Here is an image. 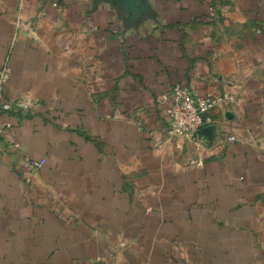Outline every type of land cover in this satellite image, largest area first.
<instances>
[{
    "label": "crops",
    "instance_id": "1",
    "mask_svg": "<svg viewBox=\"0 0 264 264\" xmlns=\"http://www.w3.org/2000/svg\"><path fill=\"white\" fill-rule=\"evenodd\" d=\"M8 57L0 264H264V0H0ZM178 84L235 97L180 148Z\"/></svg>",
    "mask_w": 264,
    "mask_h": 264
},
{
    "label": "built area",
    "instance_id": "2",
    "mask_svg": "<svg viewBox=\"0 0 264 264\" xmlns=\"http://www.w3.org/2000/svg\"><path fill=\"white\" fill-rule=\"evenodd\" d=\"M12 68L10 58L0 66V115L14 111H35L41 104L38 99L22 98L12 100L6 95V85L11 77ZM235 100L234 95L222 94L215 95L207 93L197 95L183 84L176 85L171 91L164 92L159 96V103L163 106L169 121V134L178 141L177 147H181V140L193 135L203 127L212 122L211 113L220 105H229ZM11 120L2 122L0 120V143L1 137L8 129L15 128ZM234 139V137H231ZM16 146H19L16 144ZM24 167L31 175L41 170L44 166L42 159H24Z\"/></svg>",
    "mask_w": 264,
    "mask_h": 264
},
{
    "label": "water",
    "instance_id": "3",
    "mask_svg": "<svg viewBox=\"0 0 264 264\" xmlns=\"http://www.w3.org/2000/svg\"><path fill=\"white\" fill-rule=\"evenodd\" d=\"M227 115H230V113H227Z\"/></svg>",
    "mask_w": 264,
    "mask_h": 264
}]
</instances>
